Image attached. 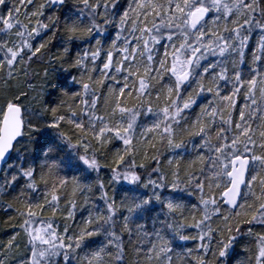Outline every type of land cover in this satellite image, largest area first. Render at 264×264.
<instances>
[{
  "label": "snow or ice",
  "instance_id": "6c2138e0",
  "mask_svg": "<svg viewBox=\"0 0 264 264\" xmlns=\"http://www.w3.org/2000/svg\"><path fill=\"white\" fill-rule=\"evenodd\" d=\"M0 264H264V0H0Z\"/></svg>",
  "mask_w": 264,
  "mask_h": 264
}]
</instances>
